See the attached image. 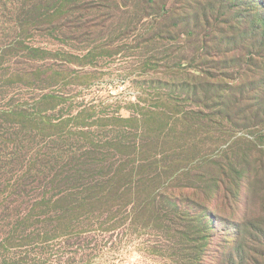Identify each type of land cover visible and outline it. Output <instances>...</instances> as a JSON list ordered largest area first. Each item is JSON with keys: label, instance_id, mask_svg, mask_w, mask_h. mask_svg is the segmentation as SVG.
<instances>
[{"label": "rangeland", "instance_id": "1", "mask_svg": "<svg viewBox=\"0 0 264 264\" xmlns=\"http://www.w3.org/2000/svg\"><path fill=\"white\" fill-rule=\"evenodd\" d=\"M260 2L21 0L36 20L25 56L46 53L8 71L4 97L25 103L26 126L41 111L71 133L87 127L118 145L112 172L122 145H136L129 159L145 167L133 183L157 172L175 187L134 184L120 204L110 187L86 191L87 176L25 173L46 163L25 146L0 168V264H264Z\"/></svg>", "mask_w": 264, "mask_h": 264}, {"label": "trees", "instance_id": "2", "mask_svg": "<svg viewBox=\"0 0 264 264\" xmlns=\"http://www.w3.org/2000/svg\"><path fill=\"white\" fill-rule=\"evenodd\" d=\"M20 7L24 8V5L21 4V0H0V168H3V166L7 164L10 165L15 161L17 155L25 149V146H28L30 148L36 147L38 150L33 156L36 153H42V157H45L46 163H35V160H29L25 173L39 171V167H42V170H44L47 175H52L53 177H58L66 172H71L72 175H76L81 179L87 176V178L83 179V181L86 182L84 185L88 188L86 191L92 190L90 191V194H92L99 186H107L108 190L110 187L112 194H116L114 199H118L120 204H125L124 200H129V198H125L131 194V186L136 184V187L139 188V186L147 184L148 180L151 182H149L147 188H151L155 193L161 191L167 192L173 189L175 185L173 184L174 180H172V177H162L163 174L157 172L156 175L151 173L153 178H140L136 180V183H133L136 170V177L138 176L139 178L142 176L138 174V172L145 167L143 164L136 166L134 161L129 159L132 154H137L136 145H133V148L132 146H126V144L122 145L124 149L116 162L118 168L112 172V166L109 165L106 154L110 150L117 149L118 145H107L99 141H97V143L91 141L94 133H92L90 129L87 130V127L85 128L87 132L81 131L84 133L80 132L78 134L77 132L71 133L70 129L72 128L68 130L59 123H51L41 116V111L34 113V121L36 120V122L26 126L28 107L25 103H21L19 100L15 102L14 99L7 102L8 98L4 97L3 91L9 89L10 86H14V83L10 84L7 80L9 79L8 71H10V67L14 64L18 65L17 62L25 63V61H29V59L38 61L42 59L46 53L45 51L33 50L31 54L29 53L30 55L28 57L25 56L26 51H28V47L26 46L31 42V39L27 36L28 31L31 29L29 27L35 24L36 20L29 19V21H26L25 12L23 11L21 14L22 8L20 9ZM258 12L264 13L263 2L258 3ZM53 68L56 69L57 66H53ZM36 84L41 85L42 83L36 81ZM20 85L24 87L22 83ZM14 97L17 99L16 96ZM43 100L44 98L41 99V101ZM38 106H40V104ZM89 117L91 118L92 116ZM84 119L89 120V118ZM41 120H45V123L43 124ZM101 120L102 119L99 121ZM73 129L77 130V127H73ZM126 134L127 132L125 130L124 136H126ZM117 138H120V136ZM34 139H38L40 143L35 144L33 142ZM52 139H57L59 144H56V142L53 143L52 141L50 142ZM73 139H77L74 146L69 144ZM129 147L132 148L131 152L130 149L128 150ZM81 151L83 152V156H80V158L83 159V162L78 164V157L76 158L75 155ZM150 163L157 165L158 161L154 160ZM106 164L108 167H106ZM81 168H85V170ZM109 176L113 178L109 179ZM98 180L102 183L105 181V184L102 185L98 182L90 188L91 185ZM120 182L121 184L117 186ZM23 186H27V184H23ZM181 187L190 189L191 185H183ZM51 190L56 189L51 185ZM97 194L100 193L95 192L94 195H90V197L86 200L84 199L83 202H92V198L98 196ZM147 200L145 203L146 206L156 203L154 199L153 203L149 202L151 200ZM207 201L210 202V199ZM114 205H116L115 202ZM195 206L202 212L206 211V208L200 204L199 206L195 204L194 207Z\"/></svg>", "mask_w": 264, "mask_h": 264}]
</instances>
